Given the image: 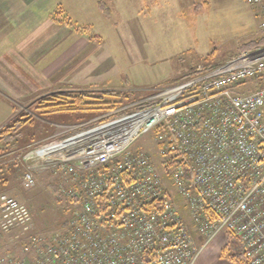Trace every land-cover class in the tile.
I'll list each match as a JSON object with an SVG mask.
<instances>
[{
	"label": "built area",
	"instance_id": "obj_1",
	"mask_svg": "<svg viewBox=\"0 0 264 264\" xmlns=\"http://www.w3.org/2000/svg\"><path fill=\"white\" fill-rule=\"evenodd\" d=\"M247 2L264 29V0ZM263 72L264 46L241 51L210 69L199 65L131 108L29 145L24 187L33 188L36 171L48 168L68 182L57 184V200L75 206L63 229L34 233L30 207L1 192L0 229L20 244L0 254V264H194L226 231L250 264H264V86L235 90ZM158 126L160 159L183 158L170 178L191 224L163 170L148 153L131 150ZM194 229L205 238L201 246Z\"/></svg>",
	"mask_w": 264,
	"mask_h": 264
},
{
	"label": "rangeland",
	"instance_id": "obj_2",
	"mask_svg": "<svg viewBox=\"0 0 264 264\" xmlns=\"http://www.w3.org/2000/svg\"><path fill=\"white\" fill-rule=\"evenodd\" d=\"M43 1L47 6L54 4L58 12L53 15L55 24L59 19L69 18L73 25L65 24L73 31L74 24L86 26L87 34H95L102 39H91L99 49L95 50L89 64L82 65L67 76V82L64 83L72 85L69 86L71 90L96 94L119 93L123 102L117 109L131 108L158 88L179 82L199 65L210 69L222 64L246 42L264 36V30L259 28L260 19L256 10L246 0H102L104 4L101 6L99 0ZM66 27L57 24L53 28H43L41 32L25 31V40L17 48L52 49L46 58H52L56 53L61 56L64 53L61 49L68 48L66 39L61 38ZM18 38L17 34L12 33L9 43H19ZM58 88L62 90L64 87ZM46 93L49 91L43 89L26 99H19L9 90L0 87V129L19 114H33L30 106ZM9 105L17 106L16 116L10 121L6 108ZM74 116H51L53 121L41 118L40 123L45 126L40 124L38 128L36 125L34 130L31 129L36 130L34 139H25L21 149L0 158V193L13 196L30 207L34 233L48 234L63 229L75 203L69 199L57 200L52 185L68 182L48 168L37 170V184L26 189L23 185L25 155L29 145L64 133L74 125ZM38 117L35 116L36 124ZM156 134L153 130L142 135L132 144L131 150L148 153L159 166ZM163 178L167 188L176 197L182 213L189 220L185 202L175 194L171 178L164 174ZM15 239L13 233H4L0 229V254L17 251L20 243Z\"/></svg>",
	"mask_w": 264,
	"mask_h": 264
},
{
	"label": "crops",
	"instance_id": "obj_3",
	"mask_svg": "<svg viewBox=\"0 0 264 264\" xmlns=\"http://www.w3.org/2000/svg\"><path fill=\"white\" fill-rule=\"evenodd\" d=\"M43 2V0H0V87L9 90L19 99H26L27 96L43 89L45 92L53 91L55 89L53 87L59 90L58 87L62 86L64 87L62 90H71L69 86L72 85L64 83L67 76L69 77L82 65L89 64L95 50L99 49L91 39L79 32L75 33L76 30L73 31L68 25L60 22L57 23L59 26L68 27L61 35L62 39H66L68 48L61 49L64 51L61 56L56 53L52 58H46L45 56H49V51L52 49H18L21 41L25 40L23 38L26 37L25 31L41 32L43 28H53L57 25L53 19L56 12L54 4L47 6ZM100 2L103 3L99 0V5ZM41 8L45 9V14ZM257 16L259 17L258 14ZM259 28L261 29L260 26ZM12 33L20 37L19 43H9ZM6 108L10 121L16 116L17 106L9 105ZM188 221L191 224L190 218ZM194 236L198 246H201L205 238L195 229ZM226 242L225 233L217 234L202 248L194 264H237L222 257Z\"/></svg>",
	"mask_w": 264,
	"mask_h": 264
},
{
	"label": "trees",
	"instance_id": "obj_4",
	"mask_svg": "<svg viewBox=\"0 0 264 264\" xmlns=\"http://www.w3.org/2000/svg\"><path fill=\"white\" fill-rule=\"evenodd\" d=\"M101 5H103V3L100 2V6ZM56 13L58 12L56 11L54 15ZM59 22L73 25L72 21L69 18L59 19ZM74 27L76 31L83 35L86 34L88 38L95 39L97 41H102L100 36H97L95 34H87L88 27L79 26L75 24ZM261 46H264V36H261L256 40L246 42L244 45H242L241 49L233 55L238 54L241 51L257 49ZM190 75L191 73L187 74L181 80L186 79ZM262 86H264V72L258 75L257 77H250L246 79V82L238 85L235 90L237 92L244 93V91L246 90H249L247 92L255 91ZM119 98H121V100H119ZM122 99L123 98L120 96L119 93L114 94L112 92H107L105 94H96L94 92L85 90L50 91L49 93L38 97L30 106L31 108L29 109L33 110L34 115L30 112H24L22 114H19L10 123L6 124L0 129V158L5 157L12 151L16 152L21 149L22 145H25L24 142H22L25 139H34V136L36 135V130L32 131L31 129H33L36 125L38 128L40 124L42 126H45L44 123H40L41 118L51 121V116H63L66 114H74V124H80L87 120H92L101 117L103 115L108 114L109 112L116 110L117 107L121 106L120 104H122L123 102ZM156 103L157 101L152 100L149 102H144L143 104H141V106H152ZM35 116H39V120H37L38 124L35 123ZM162 129V126H158L154 130L158 134V132ZM182 162L183 158L179 156V154H176L167 161H162L160 159L158 165L163 170L164 176L169 178L172 169L178 163ZM57 190V185H52V191L54 194H56ZM99 201L101 207L105 208V199L101 198ZM225 236L227 237V242L223 248L222 257L228 260H232L237 264H250L249 260L246 259L244 250L238 238L234 236L231 231H226Z\"/></svg>",
	"mask_w": 264,
	"mask_h": 264
}]
</instances>
